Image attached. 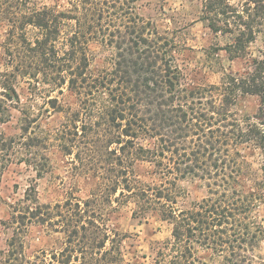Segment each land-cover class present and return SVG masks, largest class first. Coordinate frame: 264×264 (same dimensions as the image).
Segmentation results:
<instances>
[{
  "label": "trees",
  "instance_id": "trees-1",
  "mask_svg": "<svg viewBox=\"0 0 264 264\" xmlns=\"http://www.w3.org/2000/svg\"><path fill=\"white\" fill-rule=\"evenodd\" d=\"M140 1L0 0L6 57L0 122L19 113L18 133L0 132V175L18 162L42 177L54 140L81 173L97 180L87 198L69 194L57 202H42L30 185L8 205L0 264H133L125 258L126 235L113 224L130 201L133 218L157 216L171 226L150 264H264V226L254 215L264 199V49L242 74L195 83L182 30L160 29L140 14ZM245 3L264 8V0ZM200 4L198 19L214 34L224 32L221 17L236 18L237 27L224 32L234 33L226 50L242 57L260 32L253 15L226 0ZM92 44L101 50L93 67ZM20 79L32 86L25 102ZM246 95L259 98L255 114L240 107ZM44 112L62 116L54 130L43 124ZM243 145L263 154V178L249 191L241 187ZM139 164L147 165L150 181L138 176ZM186 180L206 188L189 206L181 187ZM32 224L63 234L59 249L27 254Z\"/></svg>",
  "mask_w": 264,
  "mask_h": 264
},
{
  "label": "rangeland",
  "instance_id": "rangeland-1",
  "mask_svg": "<svg viewBox=\"0 0 264 264\" xmlns=\"http://www.w3.org/2000/svg\"><path fill=\"white\" fill-rule=\"evenodd\" d=\"M51 2L53 0H46ZM61 6L66 5V0H55ZM201 0H141L138 11L141 15L151 19L162 30L180 28L181 36L187 51V71L190 79L195 83H220L224 73H244L249 69L251 60L260 56V50L264 49V8L253 10V5L245 3L246 0H226L238 12L246 16L245 10L253 15V27L260 32L256 35L255 41L249 43L246 52L242 57L235 58L229 55L226 48L231 43L230 33H224L227 28H236L233 22L224 16L221 17V28L224 32L214 34L208 27L205 20H199L201 12ZM197 20V21H196ZM5 28H0V69H4L5 53L2 43L5 39ZM90 54L95 57L92 67L101 59L100 46L92 44ZM235 55V54H234ZM234 57V58H232ZM32 86L26 79H20L18 90L23 102L30 98ZM57 96V92L51 93ZM68 99V97H65ZM40 100V99H39ZM42 102V101H41ZM260 101L257 96L246 95L240 99V107L248 114H255L259 108ZM16 111H13L11 120L0 122V132L7 135L18 133ZM43 124L51 130L59 125L62 116L60 114L47 115L46 112ZM241 153L245 159V176L242 178L241 187L245 191L252 190L256 180L262 179L263 154L259 148L251 145L241 146ZM45 154L48 157V169L40 178H36L35 172L24 163L14 162L0 175V249L6 245V229L3 221L9 219V204L21 199L30 185H35L38 196L42 202H57L64 200L69 194L77 198L85 199L89 196L91 189L97 180L91 175H84L81 169L75 167L71 158L65 155L58 145V142L50 141L47 144ZM146 164H139L137 167L138 176L150 181L146 175ZM181 187L187 193L185 205L189 206L192 201H198L206 196V188L197 181L186 180ZM133 202L121 205L119 211L113 218V224L117 229L126 235L123 249L125 258L133 264H150L158 247L171 237V226L162 222L157 216H149L146 220H139L132 217ZM257 220L264 226V199H260L255 209ZM63 234L53 232L49 228L39 227L35 224L28 225L26 236L27 254H35L40 251L57 250L61 246ZM200 255L203 253L199 251ZM204 254V253H203ZM213 263H216L214 261Z\"/></svg>",
  "mask_w": 264,
  "mask_h": 264
}]
</instances>
